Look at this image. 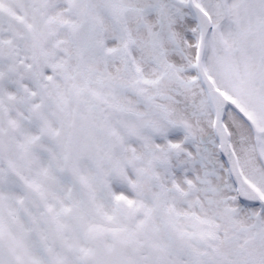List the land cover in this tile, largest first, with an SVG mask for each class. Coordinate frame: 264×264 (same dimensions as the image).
<instances>
[{
	"label": "snow or ice",
	"instance_id": "snow-or-ice-1",
	"mask_svg": "<svg viewBox=\"0 0 264 264\" xmlns=\"http://www.w3.org/2000/svg\"><path fill=\"white\" fill-rule=\"evenodd\" d=\"M0 264H264V0H0Z\"/></svg>",
	"mask_w": 264,
	"mask_h": 264
}]
</instances>
